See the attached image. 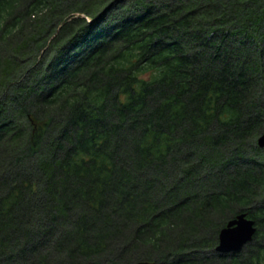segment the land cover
Masks as SVG:
<instances>
[{"label": "trees", "instance_id": "1", "mask_svg": "<svg viewBox=\"0 0 264 264\" xmlns=\"http://www.w3.org/2000/svg\"><path fill=\"white\" fill-rule=\"evenodd\" d=\"M263 132L264 0H0V264H264Z\"/></svg>", "mask_w": 264, "mask_h": 264}, {"label": "water", "instance_id": "2", "mask_svg": "<svg viewBox=\"0 0 264 264\" xmlns=\"http://www.w3.org/2000/svg\"><path fill=\"white\" fill-rule=\"evenodd\" d=\"M257 146L264 149V132L257 138ZM255 233L254 222L246 218V214H239L230 220L223 227L218 235V245L216 252L230 253L237 252L252 240ZM135 264H154L148 261H141Z\"/></svg>", "mask_w": 264, "mask_h": 264}]
</instances>
